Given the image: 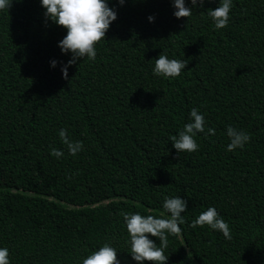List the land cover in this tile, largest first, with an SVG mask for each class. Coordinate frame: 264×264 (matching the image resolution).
<instances>
[{
    "label": "trees",
    "instance_id": "trees-1",
    "mask_svg": "<svg viewBox=\"0 0 264 264\" xmlns=\"http://www.w3.org/2000/svg\"><path fill=\"white\" fill-rule=\"evenodd\" d=\"M216 4L177 19L171 0H109L116 19L96 59L66 77L70 55L57 45L65 29L39 0L0 12V246L11 264H79L105 241L121 264H136L122 214L167 217L172 196L186 210L181 231L167 236L166 264H264V0H233L221 29L207 16ZM160 52L186 59L185 70L153 75ZM193 107L215 135L198 133V149L177 154L169 137ZM226 125L250 135L243 149L226 150ZM61 128L82 141L75 156ZM208 206L230 240L192 226Z\"/></svg>",
    "mask_w": 264,
    "mask_h": 264
},
{
    "label": "clouds",
    "instance_id": "clouds-1",
    "mask_svg": "<svg viewBox=\"0 0 264 264\" xmlns=\"http://www.w3.org/2000/svg\"><path fill=\"white\" fill-rule=\"evenodd\" d=\"M13 0H0V12H7ZM44 9V17L62 26L65 35L57 42L62 54H69L70 59L60 67L61 74L67 76L68 67L84 58L90 61L96 59V44L104 39L111 22L116 19L115 6H109V0H39ZM123 5L125 0H117ZM205 0H171L174 9L173 16L177 19L189 17L195 8L203 6ZM190 5V6H189ZM233 0H217L215 8H209L207 16L211 19L215 29L224 28L230 19V10ZM149 22L154 17H147ZM57 61L50 60V67H55ZM187 60L184 58H169L165 54H158L152 66V73L157 77L174 78L185 70ZM204 136L215 135V130L208 127L205 116L196 107L190 109L188 120L183 128L169 137L172 147L177 154L191 153L198 149L197 134ZM225 135L228 138L227 151L243 149L250 140V135L243 129L232 125L225 126ZM58 136L66 147L68 154L75 156L83 150L80 140H72L67 130H58ZM56 158L64 155L62 150L53 148L50 153ZM168 213L167 217H157L152 214L141 215L139 212L123 213V223L127 232V252L136 264L150 261L152 264H166L168 255L164 254L167 247L168 235H175L181 231L179 225L184 223L182 213L186 210V201L180 196L165 197L162 204ZM193 227L207 226L211 230L220 232L226 240H230L231 232L228 223L220 216L214 206H208L192 221ZM150 237L159 241V246ZM110 242L105 241L98 248L90 251L79 260V264H121L117 259V251ZM0 264H11L9 249L0 246Z\"/></svg>",
    "mask_w": 264,
    "mask_h": 264
}]
</instances>
